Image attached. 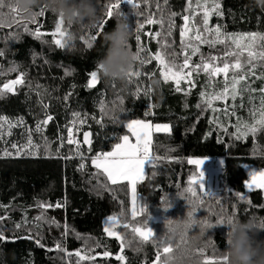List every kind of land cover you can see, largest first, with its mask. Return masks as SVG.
Masks as SVG:
<instances>
[{
	"label": "trees",
	"instance_id": "1",
	"mask_svg": "<svg viewBox=\"0 0 264 264\" xmlns=\"http://www.w3.org/2000/svg\"><path fill=\"white\" fill-rule=\"evenodd\" d=\"M107 3L108 0H94L100 16L94 23L67 28L69 32L76 34L73 40L74 47L67 49L57 48L51 42V36L36 39L30 32L24 31L22 24L0 29V52L3 53L0 55V71L4 73L0 75V85L9 79H16L21 72L26 73L25 86L18 87L15 95L8 94L0 99V115L7 116L13 122L20 118L24 121L23 125L11 129V135L7 134L8 130L5 127L4 136L0 139V149L14 151L11 144H25L29 129L32 130L34 143L42 146L39 156L0 158V205H4L0 208V216L5 217L2 224L8 230L6 236L15 238L14 243L0 244L7 253H15L14 257H7V264H75V256L69 259L63 252L48 251L49 248H55L57 241L66 247L68 252L83 248L85 243L92 247L97 241L100 247L95 249V253H102L107 249L114 257L120 252L119 241L104 233L105 221L111 215H119L122 210L125 213L122 220H131V191L126 184L113 186L105 177L93 175L97 170L91 165L90 158L83 161L85 164L83 170L79 169L81 163L79 158H64L71 154L69 149L74 148L73 145L66 143L67 127L71 125L74 112L80 113L81 118H87L77 138L82 141L84 131L93 134L92 153L86 151L87 145H82L86 157H91L99 151H110L116 142L114 137L127 134L123 125L115 123L114 118L122 121L136 118L150 120L153 123H171L173 129L171 135L164 133L154 135L152 152L164 159L159 162L157 169H148L146 178L138 184L137 194L141 198V204L147 205L148 211L136 221H132L143 224L150 215L152 218L149 220V226L157 237L166 231L164 227L166 219H183L186 216L189 206L176 194L188 186L190 176L198 175L197 166L188 164L187 161L197 157L223 159L222 171L217 178L219 188H215L214 185L211 187L215 188L214 191H209L211 189H206L207 183L204 184L205 190L213 197H219L221 203L204 197L205 204L195 214L197 219L206 218L216 226L204 230L202 243L196 249L195 255L202 259V264L204 257L197 254L198 249H205L206 255L211 257L218 256L220 250L226 247L229 229L225 225H217L220 216L239 219L254 216L259 223L264 222V192L259 189L249 192L245 187L250 167L264 170V129H260L254 136L249 134L247 138L237 140L234 127L238 118L247 123L253 122L251 113L254 106L259 108V89L264 86V80H257L255 76L249 77L247 83L257 91L251 94L244 92L235 102L229 98L228 111L232 112L233 105L235 106L234 114L231 115H225L224 101H214L213 106L218 109L216 112L197 108V104L200 103L199 94L202 91L213 90L208 86L204 73L194 76L195 87L185 95L184 91H175L173 82L163 81L156 61L144 65L136 61L134 71H141L142 75L139 79L133 77L132 83L128 82L127 85L119 81L107 82L98 73L99 83L95 88L89 89L86 85L90 73L97 69L98 61L105 53V46L102 36L94 42L92 48H88L80 38H87L95 32L91 25L106 19L104 6ZM137 3L141 7L136 10H133L127 0H123L120 5L121 18L131 30L129 44L132 51L135 53L138 47L135 40L138 23H144L140 34L141 44L146 51L142 54V59L147 60L149 55L162 50L160 47L162 38L152 39L147 33L154 35L156 32H162L167 36L169 16L175 12L177 15L172 17L175 27L172 35L167 36V42L172 47L166 51L169 53L175 51L179 54L182 17L190 14L186 11L188 1L168 0L165 4L164 0L147 2L137 0ZM220 4L223 15L220 17L213 15L209 21L210 27L220 25L226 33L264 34V10L250 6L249 0H220ZM134 11L139 15H135ZM5 12L7 13V8ZM149 16L158 21L163 16V29L159 24L148 25L146 20ZM58 18L57 15L46 11L43 17H37V23L42 25L41 31L50 32L54 30ZM201 18L202 15L196 16L198 26ZM28 27L32 32L36 29L35 24H29ZM114 27V18L108 19L103 27V33L111 31ZM201 51L205 56L225 54L222 45L213 49L201 45ZM182 59L180 55L178 62H182ZM192 59L193 63L199 62V54ZM13 66L17 67V71L9 72L8 69ZM66 70L71 72V75H65ZM262 73L264 64L256 68L257 76ZM153 79L160 81L159 89L150 87ZM29 82L31 88L28 86ZM138 84L143 91L151 88L148 96H143L142 93L139 97L135 95ZM214 85L215 89H221L223 77L215 78ZM188 87L187 84H181L182 89ZM250 95L252 103H249ZM65 96L68 98L65 99ZM120 99H123V105L119 104ZM101 101L108 104L109 108L113 107L110 102L116 101L117 110L104 117L101 123H97V120H101L99 109ZM44 105L48 107L45 108ZM149 105L152 106L153 115H145L149 111ZM120 108L123 112L119 110ZM46 115H52L53 120L42 133L35 132L37 122L43 121ZM217 118L223 127L210 123ZM224 128H227V132L223 130ZM42 136L51 142V156L43 151ZM60 137L65 138L63 148L59 147ZM57 150L59 156L56 155ZM168 159L175 162L168 163ZM153 171L156 172L155 176L152 175ZM101 184H106L107 187L101 188L99 186ZM237 193L244 195L245 200H240ZM166 198L172 202V207L167 211L161 208L164 206L162 202H167ZM58 201H66V207L48 208L46 215L55 219L60 227L44 221L39 222L37 227L35 217L41 214V209L36 206L37 202L55 204ZM158 215L159 220L155 223L154 219H158ZM25 218L27 224L16 229L15 224ZM65 226L68 229L66 237ZM118 230L125 233L126 241H130L124 249L126 264H154L156 245L141 243L130 230ZM198 233L199 226H193L190 235ZM77 234L80 238H77ZM255 239L264 241V230L259 231ZM37 240H40L43 247L36 243ZM96 264L120 262L114 258L107 261L98 258Z\"/></svg>",
	"mask_w": 264,
	"mask_h": 264
},
{
	"label": "snow or ice",
	"instance_id": "2",
	"mask_svg": "<svg viewBox=\"0 0 264 264\" xmlns=\"http://www.w3.org/2000/svg\"><path fill=\"white\" fill-rule=\"evenodd\" d=\"M123 0H108V3L104 6L106 8L105 16L106 19L99 22L98 24L91 25L95 32L90 34L87 38L81 37L80 39L86 44L88 48H92L94 42L100 38L103 34V27L106 25L107 20L113 18L114 13L122 17L120 11V5ZM127 2L132 6L133 10L139 9L141 5L137 3V0H127ZM147 2V0H145ZM165 4L168 0H164ZM159 7V4H157ZM7 8V13L5 12ZM190 14L183 15V26L179 30L180 35V47L181 52L177 54L175 51L169 53L166 50L171 48L172 45L167 42V36L172 35L173 28L175 27V22L172 17H175L177 13L173 12L169 16V26L167 30V36H164L162 32H156L154 35L152 33H147L152 39L158 37L162 38L160 47L162 50H158L154 55H149L147 60L142 59V54L146 49L141 44V30L144 28V23H138L136 25L137 35L135 40L137 42V50L135 52L134 59L139 61L141 65L149 63L151 61H156L158 68L160 70V75L165 83L171 81L175 85V91H184L185 95H188L191 88L195 87L194 76H198L201 72L204 73L208 86L213 88L212 91H202L200 95V103L197 104V108L201 110L211 109L213 112L218 111L215 108L214 101H224L225 102V115L234 114L233 111H228L227 101L229 98L235 102L238 96L242 97L244 92L251 94L257 91L252 88L251 85L247 83L249 77L255 76L257 80H264V73L261 75H256V68L258 65L264 64V34L259 32L251 33H226L222 30V26L216 25L215 27H210V18L215 15L220 17L223 15L221 10L220 0H195V8H193V0H188L187 9ZM46 13L45 9H40L35 15L29 16L26 13L16 9L12 6V0H0V29L9 27L13 25L20 26L24 25V31L30 32L36 39H41L44 36H51L52 43L60 49H67L74 47L73 38L70 36V32L64 28V22L62 17L58 18L53 31H41L42 25L37 23V17H43ZM135 15H139L135 12ZM10 14V22H6V17ZM202 15L199 22V26L196 23V16ZM148 25L159 24L161 29H163L164 18L161 16L160 20H156L149 16L146 20ZM35 24L36 29L32 32L28 25ZM47 42V41H44ZM259 43V50L257 46ZM201 45H207L210 49L216 48L218 45H222L225 50L224 56L218 55H208L205 56L201 51ZM129 47L131 45L129 44ZM234 49V50H233ZM199 54V62L193 63V56ZM0 55H3L0 52ZM182 55V62H178L179 56ZM231 57L232 59H229ZM35 60V56L33 57ZM9 72H16L17 67L13 66L8 69ZM99 66L97 69L90 73V79L86 85L87 88H95L99 83ZM3 71H0V75H3ZM65 75H71V72H65ZM142 75L141 71H134L129 74V83H132L133 77L139 79ZM223 77V86L221 89H215L214 81L217 77ZM26 73L21 72L16 79H9L0 85V99L5 98L8 94L15 95L17 93L18 87L25 86ZM187 84L189 87L187 89H182L181 84ZM31 88L29 82L28 85ZM151 92V88L147 91H143L139 84L136 88L135 95L139 97L141 93L143 96H148ZM260 93V105L259 108L253 107L252 117L253 122L247 123L238 118L236 125H234L235 139L240 140L247 138L249 134L253 136L260 130L264 129V86L259 89ZM68 97L65 96V99ZM113 104L112 108L108 107L104 101L99 104V109L101 113V120H97V123H101L104 117L109 116L110 113H114L117 110L116 101H111ZM123 99L119 100V104L123 105ZM249 103H252V98L250 95ZM243 104H241V107ZM45 108L48 105H44ZM152 106L149 105V111L145 115H153L151 111ZM123 112V109H119ZM95 119V117H93ZM53 120L52 115H46L43 121H38L35 127V132L42 133L47 127L50 121ZM87 118H81L80 113H73V120L71 125L67 127V145H73L74 148H70L69 156L64 157L65 159L79 158L81 161L79 169H85L84 160L89 159L91 165L97 170L93 175L103 176L106 181L113 186L125 185L131 191V220L123 219L125 216L122 210L119 215H111L107 217L104 233L108 237L115 238L119 241L120 252L115 254L105 249L102 253H95V249L100 247L99 241L92 247H89L85 243L84 247L78 249L74 252H68L66 247L62 246L59 241L56 242L55 248H49L48 251L63 252L66 256L71 259L75 256V264H96L98 258L107 261L109 258H114L120 264H126L127 258L124 255V249L130 241H126L125 233L118 230H130L135 238H138L141 243H152L156 245V254L154 264H162V257L167 256L173 249L172 244L168 241L166 235L157 237L153 229L149 226V220L152 218L150 215L144 221L143 224L133 223L138 217L144 215L147 211V205L141 204L137 206V186L144 181L148 169H157L159 167V162L164 158L153 154V140L154 135L159 133H164L171 135L173 129L168 123H153L150 120L130 118L126 121H122L119 118H114L115 123H120L127 130V134L115 136L116 142L112 145L110 151H99L96 152L91 157L85 156V150L82 145H87L86 151L92 153L93 140L92 133L90 131L83 132V140L81 141L77 137L80 134L81 127L85 125ZM23 118L17 119L15 122L10 120L7 116L0 115V139L4 136V129L7 127V134L11 135V129L20 125H23ZM210 123H216L220 127L219 119H214ZM227 132V128L223 129ZM211 135V133H209ZM44 140L43 151L45 154L51 156L52 149L50 147V141L46 137H41ZM65 138L60 137V148L64 147ZM41 145L34 143L32 139V130H27V140L23 145H17L15 143L11 144V151L7 148L0 149V158L5 157H21V156H39ZM56 155L59 156V150H57ZM168 163L175 162L174 160L168 159ZM188 164L196 165L200 167L203 165V160L189 159ZM152 175L155 176L156 172L153 171ZM249 179L245 182V187L249 192L254 190H264V170H253L249 172ZM204 179L203 171H200L198 176L193 174L188 178V186L183 189V191H178L176 196L180 197L184 193L191 195L193 198L197 199L196 205H193L191 201L188 202L189 210L187 213L188 224L187 227H191L194 224H200L204 229H212L216 227L211 224L206 218L197 219L195 214L198 210L202 208L205 204L204 197H209L214 199L216 203H221L219 197H213L211 193L205 190L204 184L201 182ZM101 188H106V184L99 185ZM179 187V186H177ZM123 190V189H121ZM115 192V189H113ZM240 200H245V196L237 193ZM166 203L164 208L168 209L172 206V202L166 198ZM251 203V201H248ZM41 209V214L35 217L37 221V227H39V222L44 221L50 225H54L59 228L60 224L52 218L46 215L48 208H61L66 207V201L56 202L55 204L47 202H37L36 205ZM4 205H0L3 208ZM233 217L220 216L217 219V225H224L226 220L230 221ZM5 220L4 216H0V244L4 243H14L15 238H9L6 236L8 231L3 227L2 222ZM27 218L22 220L20 223L15 224L16 229H20L22 226L27 224ZM169 223L171 221H168ZM261 227H264V222L261 223ZM68 229L65 226V237L67 235ZM77 238H80L77 234ZM36 243L40 244V240ZM95 253V254H94ZM197 254L204 257L203 264H224V258L220 255H213L211 257L207 256L205 249L200 248L197 250Z\"/></svg>",
	"mask_w": 264,
	"mask_h": 264
},
{
	"label": "clouds",
	"instance_id": "3",
	"mask_svg": "<svg viewBox=\"0 0 264 264\" xmlns=\"http://www.w3.org/2000/svg\"><path fill=\"white\" fill-rule=\"evenodd\" d=\"M249 4L264 10V0H249ZM12 6L29 16L35 15L40 9H45L62 17L66 30L70 26L80 27L94 23L100 18L94 0H12ZM113 18L115 27L102 34L105 53L98 61L99 75L107 82L119 81L121 84L127 85L129 74L134 72L136 63L135 53L129 47L131 30L120 15L114 13ZM10 20L11 16L8 15L6 22H10ZM70 36L74 40L76 34L70 32ZM150 87L159 89L160 81L153 79L150 82ZM178 198L183 199L187 205L189 201L193 205L197 203V199L187 193ZM161 208L165 211L168 210L164 207ZM187 213L183 219L168 218L164 222L166 231L163 235H166L173 249L162 258V264H202V259L196 256L195 252L202 243L205 229L200 224L187 227ZM195 225L199 226V233L190 235V231ZM224 225L229 229L226 247L224 250H220L219 254L224 258V264H264V241L255 239L258 232L264 230V227H261V223L254 216H249L247 219L232 218L230 221L226 220ZM9 256L14 257L15 253L9 254L0 247V264H7Z\"/></svg>",
	"mask_w": 264,
	"mask_h": 264
},
{
	"label": "rangeland",
	"instance_id": "4",
	"mask_svg": "<svg viewBox=\"0 0 264 264\" xmlns=\"http://www.w3.org/2000/svg\"><path fill=\"white\" fill-rule=\"evenodd\" d=\"M193 7H195V3H193ZM182 23H183V21H182ZM168 124L171 125V123H168ZM193 159L194 160H203L204 161L202 166L197 167V170H198V174H199L200 171H203V173H204V179L201 182L203 184L207 183L206 189L209 190V188H210L211 190H209V191H214L215 188H219L218 183H217L218 182L217 178H218V174L222 171L221 168H222V164H223V159H221V158H213V157H197V158H193ZM214 163H216L219 166V169L216 170V169L213 168ZM253 170H259V169L250 167L248 169V172L253 171ZM146 172L148 173V170H146ZM146 176H147V174H146ZM146 176H145V178H146ZM214 185L216 187L214 189L211 188ZM262 191L264 192V190H262ZM140 205H141V198L137 194V206L139 207ZM154 220H156V222H157L159 220V215H158V219H154ZM105 223H106V221H105Z\"/></svg>",
	"mask_w": 264,
	"mask_h": 264
},
{
	"label": "built area",
	"instance_id": "5",
	"mask_svg": "<svg viewBox=\"0 0 264 264\" xmlns=\"http://www.w3.org/2000/svg\"><path fill=\"white\" fill-rule=\"evenodd\" d=\"M213 168L217 170L219 169V166L216 163H214Z\"/></svg>",
	"mask_w": 264,
	"mask_h": 264
},
{
	"label": "water",
	"instance_id": "6",
	"mask_svg": "<svg viewBox=\"0 0 264 264\" xmlns=\"http://www.w3.org/2000/svg\"><path fill=\"white\" fill-rule=\"evenodd\" d=\"M154 222H156V220H154ZM157 222H158V221H157ZM157 222H156V223H157Z\"/></svg>",
	"mask_w": 264,
	"mask_h": 264
}]
</instances>
